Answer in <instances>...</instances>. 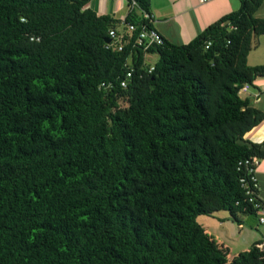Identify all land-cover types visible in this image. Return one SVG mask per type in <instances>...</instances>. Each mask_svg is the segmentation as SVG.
Segmentation results:
<instances>
[{"label":"trees","instance_id":"trees-1","mask_svg":"<svg viewBox=\"0 0 264 264\" xmlns=\"http://www.w3.org/2000/svg\"><path fill=\"white\" fill-rule=\"evenodd\" d=\"M90 1L0 0V264H264V239L229 255L197 221L258 212L239 162L264 111L239 89L264 0L146 46L151 0Z\"/></svg>","mask_w":264,"mask_h":264},{"label":"crops","instance_id":"crops-1","mask_svg":"<svg viewBox=\"0 0 264 264\" xmlns=\"http://www.w3.org/2000/svg\"><path fill=\"white\" fill-rule=\"evenodd\" d=\"M87 6L98 14L110 13L121 20L126 16L128 8L125 0H91ZM238 6L239 0H151L150 12L153 15V27L165 39L173 43H187L208 24ZM260 9L258 15H264V8L261 14ZM247 61L250 65L264 63V34L253 39V48L248 53ZM239 94L264 111V75L257 76ZM245 138L261 144L263 150V156L255 167V174L259 182L258 193L264 201V119L250 129ZM218 213L209 216L213 220L203 226L227 247L229 255L249 247L256 240L264 239V221L259 220V211L255 215H241V223L229 219L228 213L219 214L220 217L217 216Z\"/></svg>","mask_w":264,"mask_h":264},{"label":"built area","instance_id":"built-area-1","mask_svg":"<svg viewBox=\"0 0 264 264\" xmlns=\"http://www.w3.org/2000/svg\"><path fill=\"white\" fill-rule=\"evenodd\" d=\"M146 17H151V14H147L144 13ZM130 29H133V25L129 26ZM109 36L111 38L116 36L115 30L110 29L109 30ZM163 42V38L161 36V34L151 28V29H146L143 28L137 38V44L138 45H145L146 44H150V43H156V44H161ZM119 49H121V47H119ZM153 67L150 68V70ZM131 75V71L127 72V77H130ZM126 81L123 79L121 81V85L125 86ZM247 88V84H245L244 86L240 87V91H243ZM259 160L257 157L253 156L250 159L245 160L243 163L239 162L240 164H243L245 166H247V171H248V178L246 176H243L242 178H240V183L241 185L245 188V193L248 195V201L249 203H251L253 205V207L255 209H257V211H259L261 213V216L259 218V220L261 222L264 221V201L261 198L257 197L256 194V189L258 188V178L255 175V166L258 164ZM239 169V168H238Z\"/></svg>","mask_w":264,"mask_h":264},{"label":"rangeland","instance_id":"rangeland-1","mask_svg":"<svg viewBox=\"0 0 264 264\" xmlns=\"http://www.w3.org/2000/svg\"><path fill=\"white\" fill-rule=\"evenodd\" d=\"M263 8L260 9V11H259L260 14L262 13ZM157 58H158V55L156 53L147 54L146 55V63L147 64H154V62L157 60ZM226 213H228V212L227 211H220L217 216L220 217L219 214H226ZM215 214H217V213H215ZM210 220H213V219L210 218L208 215H199L197 217V221L202 225H205V223H208V221H210ZM206 226H208V225L206 224ZM234 226L236 227L235 224H234Z\"/></svg>","mask_w":264,"mask_h":264},{"label":"clouds","instance_id":"clouds-1","mask_svg":"<svg viewBox=\"0 0 264 264\" xmlns=\"http://www.w3.org/2000/svg\"><path fill=\"white\" fill-rule=\"evenodd\" d=\"M162 36V35H161ZM110 37V36H109ZM110 39L112 40V38L110 37ZM111 43V41L107 44V46L109 45ZM145 46V45H144ZM120 84H121V82H120ZM246 90V89H245ZM245 90H243V91H245ZM243 91H240V89H239V92H243ZM260 158H258V160H259ZM256 175V174H255ZM260 218V217H259Z\"/></svg>","mask_w":264,"mask_h":264},{"label":"water","instance_id":"water-1","mask_svg":"<svg viewBox=\"0 0 264 264\" xmlns=\"http://www.w3.org/2000/svg\"><path fill=\"white\" fill-rule=\"evenodd\" d=\"M111 41V39L110 38H108V39H105V42L106 43H109Z\"/></svg>","mask_w":264,"mask_h":264}]
</instances>
